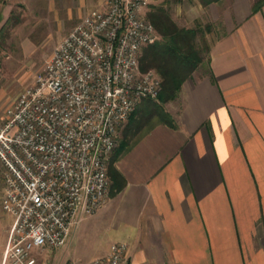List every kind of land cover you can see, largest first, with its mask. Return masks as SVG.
Instances as JSON below:
<instances>
[{"label":"crops","instance_id":"1","mask_svg":"<svg viewBox=\"0 0 264 264\" xmlns=\"http://www.w3.org/2000/svg\"><path fill=\"white\" fill-rule=\"evenodd\" d=\"M258 1L199 3L215 25L205 32L204 61L166 107L175 126L155 124L116 162L125 187L72 230L70 247L83 223L97 217L112 243L128 245V264H264V4L253 11ZM10 223L11 217L2 225L7 235ZM64 249L35 255L40 264H78Z\"/></svg>","mask_w":264,"mask_h":264},{"label":"built area","instance_id":"2","mask_svg":"<svg viewBox=\"0 0 264 264\" xmlns=\"http://www.w3.org/2000/svg\"><path fill=\"white\" fill-rule=\"evenodd\" d=\"M150 0H106L60 42L0 125L2 208L10 215L0 264H40L35 251L63 247L72 230L109 199V160L120 130L162 78L143 71L144 48L159 38ZM113 242L87 264H128Z\"/></svg>","mask_w":264,"mask_h":264},{"label":"rangeland","instance_id":"3","mask_svg":"<svg viewBox=\"0 0 264 264\" xmlns=\"http://www.w3.org/2000/svg\"><path fill=\"white\" fill-rule=\"evenodd\" d=\"M105 3L106 0H4L1 2L0 125L7 117L8 108L16 102L28 86L34 83L60 42L82 20L83 16L93 9L103 8ZM199 3V0H150L147 14L150 10L160 7L166 9L181 27H195L197 24H200L203 29L207 25L213 27L214 22L200 11ZM202 38L203 35L199 34L198 43L202 54L206 56L207 51ZM155 101L158 102L159 97ZM171 105L170 101L163 103L165 109ZM147 109L144 107L135 110L134 118L141 120L142 124L133 138L147 131L153 123L160 120L159 116L149 120ZM132 115L120 130L117 148L123 133L129 127ZM131 131L134 132V130ZM2 172L0 164V242H2L0 243V260H2L7 240V233L2 225L8 223L10 219L9 214L2 208L4 194ZM109 195L111 196V190ZM96 218L92 217L83 223L72 247L67 244L68 242L63 246L64 250L68 249V256L78 264H86V261L102 253L106 246L114 241L102 220Z\"/></svg>","mask_w":264,"mask_h":264},{"label":"trees","instance_id":"4","mask_svg":"<svg viewBox=\"0 0 264 264\" xmlns=\"http://www.w3.org/2000/svg\"><path fill=\"white\" fill-rule=\"evenodd\" d=\"M219 1L221 0H199L203 7H208L210 4ZM263 4L264 0L256 2L253 11H257ZM147 16L155 25L160 36L154 43L144 48L140 57V67L143 71L148 69L157 70L162 78V89L158 95V102L153 98H145L137 109L148 108L147 111L149 112H146L148 119L152 120L154 117L159 116L160 120L153 123L147 131L133 138L135 133L141 129L140 125L142 124L141 120L134 118L136 112L133 113L129 127L123 133L118 148L109 162L111 196L117 195L126 185V179L117 168L116 162L129 152L155 124L165 122L175 126L171 114L164 108L163 103L174 100L179 96L184 82L192 76L193 72L204 61L205 56L202 54V49L198 43L199 34L203 35L202 40L205 43V50L207 53L209 52L205 32L211 30V25H207L204 29L200 24L195 27H181L166 9L160 7L150 10ZM131 130H134V132Z\"/></svg>","mask_w":264,"mask_h":264}]
</instances>
